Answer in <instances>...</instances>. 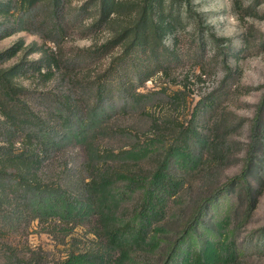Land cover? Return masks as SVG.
<instances>
[{"label":"rangeland","instance_id":"1","mask_svg":"<svg viewBox=\"0 0 264 264\" xmlns=\"http://www.w3.org/2000/svg\"><path fill=\"white\" fill-rule=\"evenodd\" d=\"M115 1L102 17L101 0H36L29 6L10 0L9 11L0 13V68L19 64L14 80L24 86L22 96L43 125L50 126L37 137L44 178L70 192L84 190L86 148L72 132L88 112L104 111L110 115L106 127L97 123L89 130L92 145L101 153L148 146L130 166L138 177L154 176L165 150L182 139L189 155L176 152L164 168L176 186L154 191L161 218L148 228L141 248L106 247L94 232L95 214L79 224L63 216L0 218V262L10 256L13 264H161L169 258V264H191L182 251L169 253L192 225L195 238H186L182 247L207 242L208 264H264V145L258 146L261 161L248 177L253 187L242 181L224 189L245 165L252 120L264 95V0ZM151 1L158 7L141 28L148 34L145 48L141 44L125 53ZM157 11L169 22L160 32L154 25ZM45 51L54 52L56 67L49 77L43 74L46 67L38 70L35 64ZM132 87L147 93L146 100L134 102ZM258 186L248 209L249 194ZM139 202L135 191L120 211ZM98 250L103 260L90 261Z\"/></svg>","mask_w":264,"mask_h":264},{"label":"trees","instance_id":"2","mask_svg":"<svg viewBox=\"0 0 264 264\" xmlns=\"http://www.w3.org/2000/svg\"><path fill=\"white\" fill-rule=\"evenodd\" d=\"M35 1L20 0V4L29 6ZM115 2L117 1L101 0L100 11L102 17L112 11ZM10 7V0L0 1V13H6ZM157 7L158 3L151 1L143 8V14H149L138 19L125 53L131 52L137 45L142 44L143 49L145 48L148 34L144 30L141 31V28L146 25V17H150V20L153 19L152 13L154 8ZM156 17L154 21L155 30L160 32L167 29L169 22L163 18L162 14L157 11ZM6 53H11L10 49L6 50ZM3 54L0 53V57ZM53 58L54 52L48 53L45 51L35 61L38 70L43 67L47 68L43 72L47 77L53 73V69L56 67L51 62ZM18 67L19 64H13L6 68H0V134H4L0 138L1 221L6 222L11 219L28 221V219L35 217L39 221H47L63 216L67 218L66 222L79 224L86 214H95L98 224L94 232L104 237L106 247L120 252H129L144 246L149 227L161 218L162 213L161 209L156 206V201H154V191L160 187L161 189H174L176 181L164 168L170 157L176 152L184 150L182 154L189 155L190 150L186 149V144L182 142V139L180 141L176 140L174 144L165 150L157 167H161V169H158L154 176L146 177L143 175L138 177L132 172L130 166L135 163V160L146 155L149 147L139 145L121 148L117 151L108 149L106 152L101 153L98 147L92 145L95 138H91L89 130L93 129L94 126L96 127L97 123L99 125L104 123L103 128H105L110 115L104 111L101 114L90 111L87 120L78 119L79 126L72 132L73 136L78 137L81 143L85 145L86 166L89 174L88 178L83 180V191L70 192L62 186L61 182L49 181L39 172L42 149L37 146V137L40 135L39 133H43L42 136H45L50 126L43 125L38 112L34 111L26 98L22 96L24 86L14 80ZM150 75L148 73L144 77ZM131 97L134 102L138 103L146 100L147 93L132 87ZM82 125L85 126V129L81 128ZM263 125L264 95L259 100L252 120V134L245 165L236 178H232L230 182L224 184V189L233 188L241 184L242 181H246L250 187L252 186L248 177L253 171V167L261 161L257 149L258 146L260 148L261 145H264ZM119 126L120 134L125 135L124 126ZM186 134V130L182 131L179 138L184 137ZM88 137L91 139L87 141ZM209 145L213 148L217 147V144L211 141ZM162 168L165 175L161 177ZM121 181H124V183L121 184ZM135 191L140 193V202L128 212L120 211L122 202L131 197ZM260 191L261 187L258 186L254 196L249 194L248 209L253 207ZM191 227L192 225L184 231L181 238L173 243L169 256H174L182 251L185 257H189L191 264H208L211 256L208 252L207 242L197 246L182 247V242L186 238H195ZM159 240H161V236H159ZM97 252L91 254L92 259L90 261L94 259L103 260L102 251L98 250ZM85 260H87V257ZM168 261L161 264H169ZM13 263L15 261L10 256H7L4 262H0V264ZM112 264L120 263L113 261ZM144 264L159 263L147 262Z\"/></svg>","mask_w":264,"mask_h":264}]
</instances>
